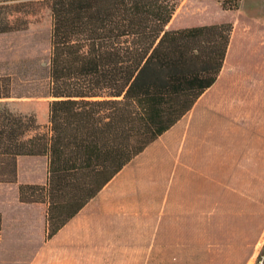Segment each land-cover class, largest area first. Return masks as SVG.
I'll list each match as a JSON object with an SVG mask.
<instances>
[{
	"label": "crops",
	"instance_id": "0c3cea01",
	"mask_svg": "<svg viewBox=\"0 0 264 264\" xmlns=\"http://www.w3.org/2000/svg\"><path fill=\"white\" fill-rule=\"evenodd\" d=\"M185 27L191 25L179 28ZM254 28L233 22L215 83L152 143L61 158L68 167L120 168L57 234L48 238L44 223L30 264L180 263L186 232L216 231L218 225L264 232V39L253 35ZM134 76L59 82L63 92L53 87L45 99L120 100ZM50 127L47 117L25 132L24 142L49 138ZM39 144L33 154L3 159L10 178L0 181V215H61L47 198L24 201L27 187L48 188L55 160L49 145Z\"/></svg>",
	"mask_w": 264,
	"mask_h": 264
},
{
	"label": "trees",
	"instance_id": "16d2710c",
	"mask_svg": "<svg viewBox=\"0 0 264 264\" xmlns=\"http://www.w3.org/2000/svg\"><path fill=\"white\" fill-rule=\"evenodd\" d=\"M181 1H52V82L135 76L120 100L66 98L48 102L51 136H37L31 145L24 142L25 132L39 125L10 112V103L0 102V160L7 155L33 154L37 143H43L44 149L49 145L55 160L48 188L29 186V194L24 196L26 202H44L47 198L61 214L48 215V238L97 196L120 168L68 167L63 156L146 146L215 83L233 22L170 28ZM240 1L223 0V9L238 10ZM3 98L10 97L0 96ZM2 227L0 215V233Z\"/></svg>",
	"mask_w": 264,
	"mask_h": 264
},
{
	"label": "rangeland",
	"instance_id": "374dc122",
	"mask_svg": "<svg viewBox=\"0 0 264 264\" xmlns=\"http://www.w3.org/2000/svg\"><path fill=\"white\" fill-rule=\"evenodd\" d=\"M52 1L0 0V96L10 97L0 102L10 103V112L33 119L37 125L48 117L45 98L54 94L53 87L55 92H63L49 75L54 53ZM222 2L182 0L169 27L232 21L244 28L255 27L253 35L264 39V29L260 33L256 29L264 28V0H241L239 9L232 12L223 9ZM6 165L5 160H0V181L10 178ZM1 217L0 264H30L38 250L36 245L42 237L44 223L46 229L50 227L47 216ZM257 218L253 217L250 222L257 223ZM185 245L184 262L169 264H255L264 258V232L261 231L241 232L220 229L218 225L216 231L186 232Z\"/></svg>",
	"mask_w": 264,
	"mask_h": 264
},
{
	"label": "built area",
	"instance_id": "2783aa9c",
	"mask_svg": "<svg viewBox=\"0 0 264 264\" xmlns=\"http://www.w3.org/2000/svg\"><path fill=\"white\" fill-rule=\"evenodd\" d=\"M255 264H264V258H262L261 260H259V261L256 262Z\"/></svg>",
	"mask_w": 264,
	"mask_h": 264
}]
</instances>
